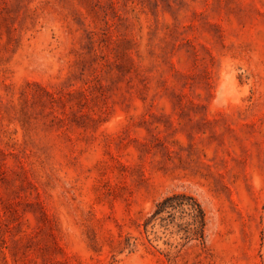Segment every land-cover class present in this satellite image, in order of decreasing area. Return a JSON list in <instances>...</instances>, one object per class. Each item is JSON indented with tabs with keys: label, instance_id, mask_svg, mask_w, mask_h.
Returning a JSON list of instances; mask_svg holds the SVG:
<instances>
[{
	"label": "rangeland",
	"instance_id": "obj_1",
	"mask_svg": "<svg viewBox=\"0 0 264 264\" xmlns=\"http://www.w3.org/2000/svg\"><path fill=\"white\" fill-rule=\"evenodd\" d=\"M0 264H264V0H0Z\"/></svg>",
	"mask_w": 264,
	"mask_h": 264
},
{
	"label": "trees",
	"instance_id": "obj_2",
	"mask_svg": "<svg viewBox=\"0 0 264 264\" xmlns=\"http://www.w3.org/2000/svg\"><path fill=\"white\" fill-rule=\"evenodd\" d=\"M184 206H187L185 209ZM181 209V212L188 213L191 221L186 228V238L194 237L196 239L204 237V231L207 225V216L204 208L197 199L187 193L179 192L166 196L156 204V209L152 217H156L164 211L171 209ZM172 213L169 214L171 216ZM165 219V218H163Z\"/></svg>",
	"mask_w": 264,
	"mask_h": 264
}]
</instances>
